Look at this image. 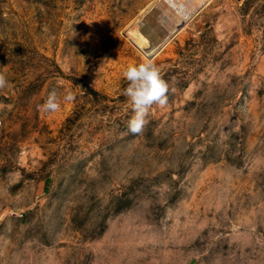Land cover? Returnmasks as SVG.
Wrapping results in <instances>:
<instances>
[{"label":"rangeland","instance_id":"1","mask_svg":"<svg viewBox=\"0 0 264 264\" xmlns=\"http://www.w3.org/2000/svg\"><path fill=\"white\" fill-rule=\"evenodd\" d=\"M151 1L0 0V264H264V0H210L149 58ZM148 61L168 103L132 135Z\"/></svg>","mask_w":264,"mask_h":264},{"label":"clouds","instance_id":"2","mask_svg":"<svg viewBox=\"0 0 264 264\" xmlns=\"http://www.w3.org/2000/svg\"><path fill=\"white\" fill-rule=\"evenodd\" d=\"M128 86L123 90V95L131 102L133 115L128 121L127 129L132 135L142 133L147 124L146 117L153 105L161 107L168 103L170 91L168 82L162 77L160 69L151 61L129 65L123 72ZM8 85L6 75L0 71V90ZM174 91V89H173ZM66 101L74 99L71 93L64 96ZM61 108L58 93L55 89L48 93L42 105L37 106L38 111L45 113L56 112Z\"/></svg>","mask_w":264,"mask_h":264},{"label":"bare ground","instance_id":"3","mask_svg":"<svg viewBox=\"0 0 264 264\" xmlns=\"http://www.w3.org/2000/svg\"><path fill=\"white\" fill-rule=\"evenodd\" d=\"M210 0H152L144 6L127 30L146 55L159 49Z\"/></svg>","mask_w":264,"mask_h":264},{"label":"water","instance_id":"4","mask_svg":"<svg viewBox=\"0 0 264 264\" xmlns=\"http://www.w3.org/2000/svg\"><path fill=\"white\" fill-rule=\"evenodd\" d=\"M181 27V26H180ZM155 54L147 55L149 58L153 57Z\"/></svg>","mask_w":264,"mask_h":264},{"label":"built area","instance_id":"5","mask_svg":"<svg viewBox=\"0 0 264 264\" xmlns=\"http://www.w3.org/2000/svg\"><path fill=\"white\" fill-rule=\"evenodd\" d=\"M0 123H1V121H0Z\"/></svg>","mask_w":264,"mask_h":264}]
</instances>
